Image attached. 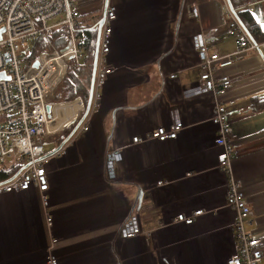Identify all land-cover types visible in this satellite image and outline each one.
<instances>
[{
	"label": "crops",
	"instance_id": "0c3cea01",
	"mask_svg": "<svg viewBox=\"0 0 264 264\" xmlns=\"http://www.w3.org/2000/svg\"><path fill=\"white\" fill-rule=\"evenodd\" d=\"M192 1L199 17L190 12ZM74 2L85 28L98 27L109 2L116 6L111 73L101 107L81 124L89 129L66 141L74 128H65L51 139L47 155L62 147L66 152L49 156L46 164L49 206L36 188L0 196V264H45L53 238L60 264H227L237 248L235 215L225 206L214 103L209 95L185 94L200 81L197 33L223 60L234 59L217 65L216 74L237 79L224 97L235 100L229 110L237 149L233 171L253 209L247 230L264 247V46L238 53L220 0ZM239 13L259 24L264 41V0ZM80 108V99L57 105L54 116L61 120L55 129ZM176 111L184 123L177 138L130 145L134 135L169 126ZM119 147L124 159L116 177L108 178L107 155ZM160 180L170 183L158 186ZM197 209L205 213L193 224L172 222ZM132 216L150 237L121 235Z\"/></svg>",
	"mask_w": 264,
	"mask_h": 264
},
{
	"label": "built area",
	"instance_id": "2783aa9c",
	"mask_svg": "<svg viewBox=\"0 0 264 264\" xmlns=\"http://www.w3.org/2000/svg\"><path fill=\"white\" fill-rule=\"evenodd\" d=\"M220 1L224 17L236 38L238 53L259 50L264 46V41L256 42L244 27L237 15L239 9L232 8L228 0ZM188 6L191 14L199 17V5L192 1ZM116 12V6L109 2L101 31L90 112L101 107L106 82L111 73L109 55ZM63 26L65 33L60 36L61 43L56 44L51 37ZM90 31L85 29L74 0H0V73H4V76L0 77V164L13 158H24L23 168L19 174L10 181L0 182V196L36 188L41 194L44 206H49L47 192L50 188V179L46 164L49 156L53 154L61 156L66 150L62 147L47 155L44 141L46 137L55 138L74 123L85 109L83 99L77 98L81 100L78 115L52 135L49 133V124L55 117L53 110L57 105L66 103L55 102L52 98L68 74L70 61L82 62L88 49ZM39 39L46 41L50 49L42 50L31 58L32 50ZM194 47L199 56L200 81L196 86L189 87L185 94L187 98L209 95L214 103L211 121L217 127L216 143L221 147L218 168L227 177L225 206L235 215L234 232L237 248L227 264H263L262 238L247 230L253 209L245 195L242 180L237 178L233 171L237 149L232 141L233 126L229 110L235 105V100L225 102L224 97L233 88L237 79L230 75L216 74L217 65L221 67L230 65L234 59L228 56L223 60L219 51L211 50L204 33L194 35ZM35 61L38 62L37 66L34 64ZM171 78H177V74H171ZM48 104L51 105L50 113L47 110ZM174 116L176 118L169 126H159L144 134L134 135L130 145H140L148 140L164 141L177 138L184 128V123L177 111ZM88 129L89 126H81L76 134L79 135ZM123 157V147L109 151L108 178L116 177ZM167 183L170 181L160 180L157 185L163 186ZM204 213V209H197L191 214L179 213L172 222L190 225ZM47 221L51 225L50 215ZM151 233L141 228L137 216L130 217L121 229V235L126 238L150 237ZM56 241L55 238L52 239L45 264H60L53 251Z\"/></svg>",
	"mask_w": 264,
	"mask_h": 264
},
{
	"label": "trees",
	"instance_id": "16d2710c",
	"mask_svg": "<svg viewBox=\"0 0 264 264\" xmlns=\"http://www.w3.org/2000/svg\"><path fill=\"white\" fill-rule=\"evenodd\" d=\"M260 0H230L232 8L239 9L241 7L247 6L251 3L257 2ZM240 21L243 23L244 27L250 33L252 38L256 42H260L262 39V32L260 31L259 24L247 14H237ZM90 28V29H88ZM86 30L90 31V38L87 41L88 49L84 55L82 62L76 63L74 60H71L69 63V70L66 78L59 86L58 90L55 92L52 100L55 102H69L73 101L77 98H82L85 103V108L90 96V86H91V79H92V70L94 64V55L96 49V40H97V32L98 27H86ZM65 33V28L60 27L54 32V36L51 37L52 41L56 44H60V36ZM50 49V46L47 44L46 41L39 39L37 44L32 50L31 58L35 56L38 52ZM85 109L80 113L78 119L66 127L74 128L79 120L82 118ZM52 134H55L52 132ZM6 163V162H5ZM1 164L0 166V182L10 179L14 176L20 168H22L23 163H19L17 161H13L10 165L9 164Z\"/></svg>",
	"mask_w": 264,
	"mask_h": 264
},
{
	"label": "water",
	"instance_id": "95a60500",
	"mask_svg": "<svg viewBox=\"0 0 264 264\" xmlns=\"http://www.w3.org/2000/svg\"><path fill=\"white\" fill-rule=\"evenodd\" d=\"M228 2L230 4V6L232 7L230 0H228ZM104 18H105V12L103 14V17L101 18V20L98 23L96 49H95V55H94V64H93L92 79H91V86H90V96H89V99H88V102H87V105H86V108H85V111H84V114H83L82 118L76 124V126L74 127L72 133L67 137L66 141L69 140L75 134V132L77 131V129L81 126V124L87 118V116H88V114L90 112V108H91V104H92V98H93V91H94V82H95V74H96L97 60H98V54H99V48H100L101 31H102V27H103V24H104ZM34 64L37 66L38 65V62L35 61ZM1 76H4V73H0V77ZM47 110H48L49 113L51 112V105L50 104H48ZM22 168H20L19 171L14 176H12L10 179L5 180V181H3L1 183H4V182H7V181L12 180L16 175L19 174V172L22 170Z\"/></svg>",
	"mask_w": 264,
	"mask_h": 264
},
{
	"label": "rangeland",
	"instance_id": "374dc122",
	"mask_svg": "<svg viewBox=\"0 0 264 264\" xmlns=\"http://www.w3.org/2000/svg\"><path fill=\"white\" fill-rule=\"evenodd\" d=\"M71 102V101H70ZM70 102H68V103H70ZM73 106V105H72ZM71 107V106H70ZM79 113V112H78ZM60 118H59V122H60ZM59 122H58V124H59ZM66 124V121L65 122H63V123H61V125L62 126H64ZM62 128V127H61ZM60 128V129H61ZM59 129V130H60ZM58 130V131H59ZM58 131H56V132H58ZM52 138H50V137H46V139H45V141H44V145H45V149H46V153L48 152V151H50L52 148H53V146H54V144H53V142H52V140H51ZM52 142V143H51ZM13 161H16L14 158L13 159H10L8 162H6L5 164H9V163H12ZM18 162L19 163H23L24 162V158H18ZM1 166V165H0Z\"/></svg>",
	"mask_w": 264,
	"mask_h": 264
},
{
	"label": "bare ground",
	"instance_id": "6f19581e",
	"mask_svg": "<svg viewBox=\"0 0 264 264\" xmlns=\"http://www.w3.org/2000/svg\"><path fill=\"white\" fill-rule=\"evenodd\" d=\"M58 120H59V118L54 117L53 121L49 124V133L50 134H52V132L55 133V134L57 133L56 131H58V130H56L55 127H57L59 125L58 124V122H59ZM61 127H63V126L60 125L58 128L60 129Z\"/></svg>",
	"mask_w": 264,
	"mask_h": 264
}]
</instances>
